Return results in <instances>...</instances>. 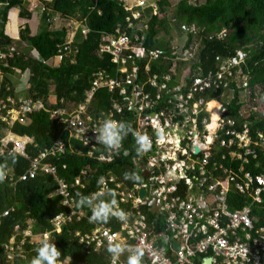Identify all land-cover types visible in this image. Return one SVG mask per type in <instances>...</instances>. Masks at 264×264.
<instances>
[{
  "label": "built area",
  "instance_id": "built-area-1",
  "mask_svg": "<svg viewBox=\"0 0 264 264\" xmlns=\"http://www.w3.org/2000/svg\"><path fill=\"white\" fill-rule=\"evenodd\" d=\"M130 1L132 5L127 6ZM146 1L119 0L127 11L132 12V19L142 22H145L142 10L147 6ZM153 8L155 11L156 7ZM126 21L124 28L117 27L113 33L103 32L101 45L95 52L99 58L110 56L113 75L105 70L97 71L76 109L58 106L51 94L53 88L49 92L50 101L45 102L28 94V80L25 81V92L17 91L9 82L3 84V78L8 79V76L0 70V91L4 88V94H0V155L8 159L10 153L14 154L27 164L24 172L17 175L14 166L3 161L0 171L5 173L4 180L14 184L48 176L56 184L49 196L57 197L62 209L50 220L51 230L35 232L33 219L16 225L8 243L3 246L4 262L14 264L26 260L27 253L33 249L29 247L37 245L40 239L52 241V235L60 233L66 224L82 219L89 221L91 210L86 206L77 208V193L90 183V174L98 172L97 180L104 177L106 189L115 193L119 208L128 214V218L120 221L111 217L118 223L117 228L111 223L92 222L94 227L89 232H75L84 249L109 253L106 246L108 237L112 236L123 244L139 247L143 252L142 264H195L196 257L200 258L201 264L207 259L210 264H264V225H261L264 221V130L252 131L250 119L264 115V94L248 83L245 74L247 55L237 50L232 57L217 56L214 70L202 73L198 69L194 75L188 71L179 76L175 58L190 55L183 51L184 44L174 52L170 40V54L159 49L146 50L143 37L134 33L132 38L128 34L127 30L133 29L135 23L130 18ZM169 22L185 38L198 32L194 24H178L174 17L169 18ZM74 27L67 25L70 35H74L79 27L82 35L89 33L84 25ZM213 35L224 39L226 31L209 36ZM13 51V48L9 53L0 50L3 67L8 66ZM70 51H73L72 45L67 40L59 46L54 60L43 63L55 66L54 61L61 62ZM143 58L147 63L159 61L158 70V66H164L166 61L171 64L168 71L153 73L140 82L136 60ZM147 63L146 72L151 69ZM101 89L111 94L110 106L105 110L91 106L94 95ZM236 90L240 107L237 117L232 118L225 104ZM219 91L222 92L220 98L209 95ZM221 98L225 103L217 102L219 115L213 122L207 105L212 99ZM65 101L61 98L58 104L64 105ZM124 106L133 112V130L146 134L151 140L149 150L132 157L135 165L142 162L140 169L144 181L131 186L125 184L123 174L118 178L109 167L118 156L122 142L118 149L108 148L96 142L93 131L105 117L121 121ZM225 110L227 114L223 115ZM41 111L63 125L84 149L69 145L70 152L85 154L94 160L96 170L87 165L72 180H67L61 175L67 165L57 163L67 152L63 140L59 138L42 149L35 145L32 137L11 130L16 123L26 124L33 114ZM204 113L209 115L202 116ZM239 119L243 123L237 126ZM158 132L162 133V138ZM127 152L123 151V154ZM214 156L218 159L212 160ZM97 186L91 193L98 190L100 185ZM141 191L145 193L143 197ZM12 210L0 212V220ZM174 243L178 244V249L174 248ZM127 255L125 251L117 260L111 256L109 264H125ZM57 264L69 262L57 260Z\"/></svg>",
  "mask_w": 264,
  "mask_h": 264
},
{
  "label": "trees",
  "instance_id": "trees-1",
  "mask_svg": "<svg viewBox=\"0 0 264 264\" xmlns=\"http://www.w3.org/2000/svg\"><path fill=\"white\" fill-rule=\"evenodd\" d=\"M38 1L43 3L45 9L41 16V30L36 35H30L27 27L21 30L19 39L26 45L25 49L18 48L19 53L13 51L14 56L8 59V66L3 67L0 63V70L3 74H12L16 68L22 71L28 68L31 72L28 94L35 99H42L46 102L50 101L49 92L53 88L54 91H51V94L54 96V101L58 106H63L67 110L76 109L82 102L90 87L91 78L97 71L105 70L111 76L113 75L114 67L110 62V56L104 55L99 58L95 55L101 45V34L103 32L113 33L117 27H126V19L130 18L136 26L133 29H128V34L132 38L134 33L139 37H143V46L146 50L152 48L156 37L161 34L169 35L171 32L168 17L159 18V13L165 14L169 8L170 0H150L149 4L142 10L145 22H142L141 19H132V12L127 11L123 3L118 0ZM0 3L3 5L0 17L6 19L7 13L12 8L22 6L23 0H0ZM153 6L159 8L158 15L153 14ZM50 15L77 21L81 26L84 25L89 29L87 35L81 34V27L76 30L75 43L77 47L72 46L75 53L70 51L65 54L58 66H49L43 63L57 55L59 46L65 44L67 36V32L63 28L50 29L47 22ZM171 16L175 17L180 23L195 24L198 27V32L189 34L184 44V48L191 54V75H194L198 69L202 73L212 71L217 66L215 61L217 56L228 58L234 56L237 50H242L247 55L245 74L248 75V83L250 87H257L264 94V0H193V2L178 0ZM144 25L147 28H144ZM222 30L226 31L224 39H220L215 35L209 36L210 34H218ZM2 35L3 33L0 32L1 37ZM154 46L158 47V44ZM159 48L167 50L166 47ZM33 50L36 51L38 57L31 53ZM146 63L147 59L144 58L136 60L140 82L153 73H160L165 70V67H159V71L152 64L151 69L146 72ZM8 81L3 78V84L8 83ZM3 89L0 94H4ZM145 90L150 91L148 87H145ZM221 94L222 92L219 91L209 95L212 98H220ZM110 96L111 94L104 89L97 91L91 106L96 107L97 110H105L110 106ZM61 98L66 100L64 105L58 104ZM237 101L238 91L236 90L233 92V98L228 104H225L229 117H237V111L240 107ZM202 116L208 115L204 113ZM250 119L253 122L251 125L252 131L255 129L264 130V115L261 118L255 119L253 116ZM132 120L133 112L124 106L121 121L130 123L132 128L135 129ZM242 121V119H239L236 125H240L243 123ZM4 129H6L5 126ZM11 130L18 135L32 137L35 145L42 149L50 146L59 138L63 140L67 146V152L57 163L67 165V170L61 172V175L67 180H72L87 165L96 170L94 160L88 158L85 154L77 155L70 152L69 145L75 149L83 148L77 140L70 136L67 130H64L63 125L52 120L50 114L45 111L33 114L26 124L16 123ZM121 142L122 148L117 151L118 156L109 167L118 178L125 172H135L141 177L137 183L143 182L144 178L140 169L142 162L140 161V164L135 165L132 161V157L139 155L136 151L135 138L129 133L123 137ZM126 150L128 152L123 154V151ZM33 151L36 150L33 149ZM217 159V156L212 158V160ZM5 160L14 166L17 175L23 173L26 169V162L19 157H15L13 160L0 155V166ZM52 161L56 162L54 159ZM102 166L105 167L106 165ZM98 176V172L96 175L91 173L90 183L85 184L84 189H79L78 193L89 195L94 191L98 187ZM133 183L135 182L125 179L126 185L131 186ZM55 187L56 184L48 176H40L14 184H9L6 180L0 181V212L13 209L8 216L0 220L1 264H6L3 257V246L8 243L16 225L27 219H33L35 232L52 229L50 220L62 211L59 206V199L55 196L49 197ZM90 215L91 211H89ZM148 215L151 216L150 213ZM102 222L111 223L115 228L118 227V223L111 217ZM261 225H264V221ZM93 227L92 222L82 219L68 223L60 233H54L52 241L61 252L58 260H66L69 264H109L110 253H97L91 249H84L79 244L78 237H75V232L83 234L89 232ZM35 247L36 245L29 247L33 249L27 253L26 260L16 261L14 264H28L35 255ZM195 259V264L202 263L199 257Z\"/></svg>",
  "mask_w": 264,
  "mask_h": 264
},
{
  "label": "clouds",
  "instance_id": "clouds-1",
  "mask_svg": "<svg viewBox=\"0 0 264 264\" xmlns=\"http://www.w3.org/2000/svg\"><path fill=\"white\" fill-rule=\"evenodd\" d=\"M176 21L178 24H185L180 23L177 19ZM172 27L178 30L177 27ZM188 35H186V40ZM16 50L19 51L18 49H15V51ZM217 115L219 114L217 113ZM93 131L95 133L96 142L111 149H118L123 137L129 133L135 138V143L137 145L136 151L138 154L149 150L151 147V140L146 134L140 131H134L132 125L128 122L117 121L110 116L100 120L97 126L93 128ZM157 135L162 138V133L158 132ZM9 155L13 160L15 159L14 154L10 153ZM123 175L124 179L134 182L141 179L140 175L135 172H125ZM4 179L5 173L0 171V181ZM97 184L100 185V187L94 193L89 195L77 193V207L86 206L91 210V215L88 217L89 222L107 221L109 217H115L120 221H126L128 214L123 209L119 208L115 193L110 189H106L103 176L97 180ZM105 196H110L111 198L105 199ZM106 250L111 254L113 260H117L120 255L126 251L128 255L125 264H142V250L133 245L123 244L115 237H108ZM34 252L35 255L31 258L29 264H57L58 257L61 255L55 243L49 241L47 238L40 239L37 242Z\"/></svg>",
  "mask_w": 264,
  "mask_h": 264
},
{
  "label": "crops",
  "instance_id": "crops-1",
  "mask_svg": "<svg viewBox=\"0 0 264 264\" xmlns=\"http://www.w3.org/2000/svg\"><path fill=\"white\" fill-rule=\"evenodd\" d=\"M44 1L45 2H51L52 0H44ZM149 1L150 0H147L146 3L149 4L148 3ZM131 5H132V1H130L129 5H127V6H131ZM36 6L39 7V9L37 12H33L36 9ZM2 7H3V5L0 3V12H1ZM25 7H26V11L23 10ZM32 7H33V9H32ZM156 9H155L154 13L158 15L160 10H159V8H156ZM137 10H138V8H137ZM44 11H45V9H44L43 3L39 2L38 0H23L22 6L12 8L7 13L6 19L5 18L1 19V17H0V32L3 33L2 37L0 36L1 37L0 50L4 51L5 53H9L11 48H13V49L21 48L22 50L25 49L26 45L23 42H21V40L19 39L20 31L23 30L25 27H27L30 31V35H36L41 30V24H42L41 16L43 15ZM163 16H165L164 13H162V14L159 13V18H162ZM167 17H168V22H169L170 17L169 16H167ZM63 19H65V21H66V24L64 26H63V21H61ZM47 22L49 23L50 29H61V27L63 29H65V28H67V25H71V26L73 25V26H75L74 28H76L80 24L77 21H73L71 19L64 18V17H58L56 15H50L49 20ZM71 23H73V24H71ZM169 25H171L170 22H169ZM65 31L67 32L66 41L69 40L71 42L72 46L77 47V44L75 43V34L70 35V33H69L70 31H68V29ZM165 36H167V38H169V45L167 44L168 47H166L167 50H164L162 48L154 46L156 44H158V45L163 44V43H161V41H162L161 39ZM181 38H183V37H181ZM170 40H172V39H170V35L161 34L158 37H156L155 41L153 42L154 45H152V49H159L160 51L165 53L166 51L170 50ZM18 42H19V44H18ZM163 45L166 46V44H163ZM183 51H188V50L183 48ZM17 53H19V51H17ZM31 53L34 54V56L38 57L35 50H33ZM72 53H75L74 49H73ZM174 58H175V56H174ZM51 60H54V57ZM188 62H189V65H187ZM59 63L56 60L54 61L55 66H58ZM174 63L176 65V73L179 76L187 73L188 71L191 72V54L189 56L184 55L183 57L177 55V58H175ZM152 64L157 66L159 64V61L153 60V61H150L147 63V65L150 67ZM170 64H171L170 61H166L164 66L160 65L158 67H165V70L162 72H166V71H168ZM145 67H146V65H145ZM7 76H8L7 81L9 80L8 82H10V84L13 85L17 91H21V90L24 91V88L26 87L25 81L27 82V80H28V83L30 82L31 72L29 71L28 68H26L23 71L20 70L19 68L18 69L16 68V69H14V72L12 74H7Z\"/></svg>",
  "mask_w": 264,
  "mask_h": 264
},
{
  "label": "rangeland",
  "instance_id": "rangeland-1",
  "mask_svg": "<svg viewBox=\"0 0 264 264\" xmlns=\"http://www.w3.org/2000/svg\"><path fill=\"white\" fill-rule=\"evenodd\" d=\"M119 1V0H118ZM190 2H193V0H189ZM177 2H178V0H170V6H169V8L167 9V11L165 12V16H169L170 18L172 17L171 15H172V10H173V8L175 7V5L177 4ZM32 9H33V7H32ZM38 9H39V7H37L36 6V9L33 11V12H37L38 11ZM23 10H25L26 11V7L23 9ZM32 12V13H33ZM61 21H63V26L66 24V21H65V19H63V20H61ZM62 28V27H61ZM170 28H171V32L169 33V35H170V39H172V43H173V45H174V47H175V49H173V51L174 52H177V50H178V48H180L183 44H185L186 43V39H185V36L183 35V34H181L177 29H175L174 27H172V26H170ZM64 30H67V28H65ZM181 37H183V38H181ZM162 41H161V43H163V44H166V46L165 45H163V44H159L158 45V47H168V45H169V38H167V36H165V37H163L162 39H161ZM172 43H170V47H171V44ZM18 44H19V42H18ZM156 44V43H155ZM168 44V45H167ZM172 51H168V54H170ZM187 65H189V62L187 63ZM222 100H224V99H219V100H216V99H212L211 101H209V103L210 102H212V101H215L216 103L218 102V104H224L225 102L224 101H222ZM208 103V104H209ZM207 109H208V111L210 112V114H212V112L209 110V108H208V105H207ZM209 115V114H208ZM211 118H213V114L211 115Z\"/></svg>",
  "mask_w": 264,
  "mask_h": 264
},
{
  "label": "bare ground",
  "instance_id": "bare-ground-1",
  "mask_svg": "<svg viewBox=\"0 0 264 264\" xmlns=\"http://www.w3.org/2000/svg\"><path fill=\"white\" fill-rule=\"evenodd\" d=\"M208 108L213 114L212 121L214 122L217 119V113L219 114V105L215 101H212L208 104Z\"/></svg>",
  "mask_w": 264,
  "mask_h": 264
},
{
  "label": "water",
  "instance_id": "water-1",
  "mask_svg": "<svg viewBox=\"0 0 264 264\" xmlns=\"http://www.w3.org/2000/svg\"><path fill=\"white\" fill-rule=\"evenodd\" d=\"M227 114V111L225 110L224 112H223V115H226ZM195 153H198V149L197 148H195ZM147 177V176H146ZM144 191H141L140 192V195L143 197L144 196ZM152 206H154V203H152ZM174 248L175 249H178V244L177 243H174ZM203 264H210V259H207V260H205L204 262H203Z\"/></svg>",
  "mask_w": 264,
  "mask_h": 264
}]
</instances>
